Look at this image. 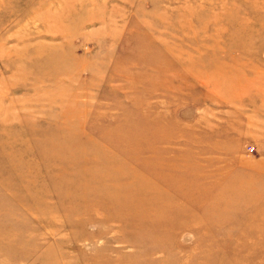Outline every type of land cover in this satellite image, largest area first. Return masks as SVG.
<instances>
[{"label":"rangeland","instance_id":"obj_1","mask_svg":"<svg viewBox=\"0 0 264 264\" xmlns=\"http://www.w3.org/2000/svg\"><path fill=\"white\" fill-rule=\"evenodd\" d=\"M0 264H264V0H0Z\"/></svg>","mask_w":264,"mask_h":264},{"label":"built area","instance_id":"obj_2","mask_svg":"<svg viewBox=\"0 0 264 264\" xmlns=\"http://www.w3.org/2000/svg\"><path fill=\"white\" fill-rule=\"evenodd\" d=\"M253 149H254L253 147H250L249 148V152H251V151L253 152Z\"/></svg>","mask_w":264,"mask_h":264}]
</instances>
